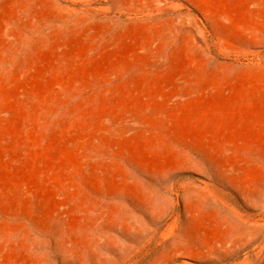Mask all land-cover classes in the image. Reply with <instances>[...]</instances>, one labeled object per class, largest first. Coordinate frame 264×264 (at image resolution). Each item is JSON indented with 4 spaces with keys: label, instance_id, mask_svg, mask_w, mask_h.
<instances>
[{
    "label": "rangeland",
    "instance_id": "obj_1",
    "mask_svg": "<svg viewBox=\"0 0 264 264\" xmlns=\"http://www.w3.org/2000/svg\"><path fill=\"white\" fill-rule=\"evenodd\" d=\"M0 264H264V0H0Z\"/></svg>",
    "mask_w": 264,
    "mask_h": 264
}]
</instances>
